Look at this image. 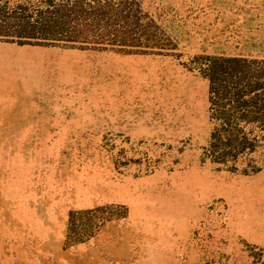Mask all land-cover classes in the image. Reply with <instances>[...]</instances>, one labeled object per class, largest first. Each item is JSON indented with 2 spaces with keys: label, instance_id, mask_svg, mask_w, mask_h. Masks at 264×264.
Wrapping results in <instances>:
<instances>
[{
  "label": "rangeland",
  "instance_id": "374dc122",
  "mask_svg": "<svg viewBox=\"0 0 264 264\" xmlns=\"http://www.w3.org/2000/svg\"><path fill=\"white\" fill-rule=\"evenodd\" d=\"M0 264H264V0H0Z\"/></svg>",
  "mask_w": 264,
  "mask_h": 264
},
{
  "label": "trees",
  "instance_id": "16d2710c",
  "mask_svg": "<svg viewBox=\"0 0 264 264\" xmlns=\"http://www.w3.org/2000/svg\"><path fill=\"white\" fill-rule=\"evenodd\" d=\"M49 27V26H48Z\"/></svg>",
  "mask_w": 264,
  "mask_h": 264
}]
</instances>
